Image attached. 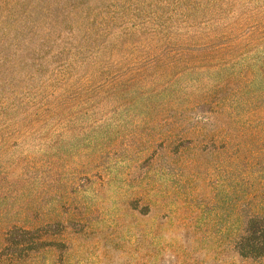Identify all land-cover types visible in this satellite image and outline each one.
I'll return each mask as SVG.
<instances>
[{
	"label": "rangeland",
	"instance_id": "obj_1",
	"mask_svg": "<svg viewBox=\"0 0 264 264\" xmlns=\"http://www.w3.org/2000/svg\"><path fill=\"white\" fill-rule=\"evenodd\" d=\"M103 1L0 0V83L22 79L21 68L32 69L35 46L45 42L51 55L59 44H69L68 30L91 25ZM48 32L51 40L41 41ZM122 55L135 63L137 53ZM196 63L203 67L172 81V88H184L150 101L144 117L130 98L124 105L128 121L94 131L82 116L75 118L73 106H84L82 101L75 105L58 96L24 118L26 138L0 140L3 170L25 173L31 184L10 182L8 194L18 196L8 207L11 219L53 223L50 238L57 243L23 262L0 257V264H264V257H243L234 245L247 216L264 213V95L242 94L246 103L218 108L213 124L188 135L189 122L161 117L189 113L198 100L231 92H215L216 62ZM53 66L23 83L18 79L17 86L45 97L58 88L56 80L43 82ZM80 72L82 77L87 69ZM221 76V88L240 79ZM25 196L32 201L27 209L20 208Z\"/></svg>",
	"mask_w": 264,
	"mask_h": 264
},
{
	"label": "trees",
	"instance_id": "obj_2",
	"mask_svg": "<svg viewBox=\"0 0 264 264\" xmlns=\"http://www.w3.org/2000/svg\"><path fill=\"white\" fill-rule=\"evenodd\" d=\"M92 20L89 26L69 29L72 41L62 47L59 44L51 55L44 52L45 42L40 48L35 46L29 59L32 69L21 68L22 79L10 77L0 83V140L26 138L25 119L36 115L38 105L48 107L51 98L58 96L62 102L82 101L84 106H73L75 118L82 116L94 126V131L99 126L114 127L120 120L128 121L124 105L130 98L135 110L142 107L144 117L150 101L159 96L163 101L167 91L178 94L184 88H172L173 79L177 82L180 75L203 67L198 61L216 62L211 70L219 75L218 85L221 74L230 81L239 76L240 79L235 87H230V83L223 88L214 86L215 92L231 91L223 98L210 95L194 103L189 113L161 117L160 121L189 122L192 129L186 134L193 135L198 133L199 125L215 122L218 108L246 103L242 94L256 90L264 95V0H104L98 17ZM46 38L51 40L50 33L41 41ZM251 47L255 48L253 54ZM38 49L44 57L35 55ZM127 51L137 53L134 64L125 61L123 55L119 58V53ZM58 57L60 60L55 61ZM53 64L43 82L56 80L58 88L54 92L38 98L37 92L17 86L18 79L23 83L35 78L45 66ZM83 69L87 72L81 77ZM152 76L154 81L149 80ZM238 93L239 96H232ZM66 95L71 96L65 99ZM28 158L25 160L30 165ZM3 165L0 162V184L6 180L5 187L0 186V257L7 259L10 255L9 261L23 262L31 254L56 245L50 238L56 229L53 223L11 219L14 213L8 207L18 196L8 194L10 182L31 184L25 173L9 174ZM11 165L16 162L13 160ZM22 198L25 202L20 208L27 209L31 197ZM234 245L243 257H264V213L254 211L247 216L234 236Z\"/></svg>",
	"mask_w": 264,
	"mask_h": 264
}]
</instances>
